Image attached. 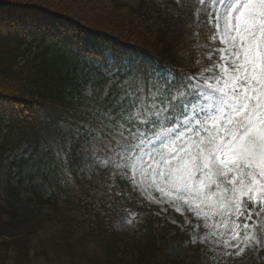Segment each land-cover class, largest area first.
<instances>
[{"label": "trees", "instance_id": "trees-1", "mask_svg": "<svg viewBox=\"0 0 264 264\" xmlns=\"http://www.w3.org/2000/svg\"><path fill=\"white\" fill-rule=\"evenodd\" d=\"M83 1L0 0V164L23 147L36 162L0 184V264H195L164 254L171 227L152 220L124 180L115 178L123 195L111 207L99 198L97 189L113 183L110 170L87 166L75 126L134 83L124 78L138 66L188 72L197 39L208 42L211 30L194 13L206 20L213 0H155L154 10L146 0H107L100 12L79 9ZM76 7L80 21L70 18ZM85 31L103 34L118 76L103 72L102 49L75 43Z\"/></svg>", "mask_w": 264, "mask_h": 264}, {"label": "snow or ice", "instance_id": "snow-or-ice-1", "mask_svg": "<svg viewBox=\"0 0 264 264\" xmlns=\"http://www.w3.org/2000/svg\"><path fill=\"white\" fill-rule=\"evenodd\" d=\"M218 3L188 72L138 66L110 104L86 109L75 134L87 166L110 170L113 183L97 189L107 206L123 195L119 177L149 202L191 214L193 245L223 240V254L239 256L264 249V0ZM194 22H207L199 9Z\"/></svg>", "mask_w": 264, "mask_h": 264}, {"label": "rangeland", "instance_id": "rangeland-1", "mask_svg": "<svg viewBox=\"0 0 264 264\" xmlns=\"http://www.w3.org/2000/svg\"><path fill=\"white\" fill-rule=\"evenodd\" d=\"M129 4H133L138 0H125ZM106 2L105 0H84L81 5H79V9H94L96 12H100V4ZM221 8L220 4L217 2L214 4L212 13L216 12L217 9ZM78 8L70 14V17L74 20L80 21L82 19V14H80ZM210 25L214 24V20H209ZM87 36L86 41H84L85 45L91 47L94 43V40L91 38V33L85 34ZM92 39V40H90ZM218 44V41L216 42ZM101 45V43H99ZM219 46V44L217 45ZM105 58L108 61H111L110 50H104ZM215 59V57H214ZM26 151L24 149L23 152H19V158L25 154ZM34 165L30 163H26L23 165L11 166V160L5 161L0 165V184L1 186L8 180L15 182L18 180V174L20 169L23 168L26 170L30 169ZM138 192V191H137ZM139 195L143 198L144 202L147 204L148 209L152 212L151 215L155 218L156 222L160 224H171L174 226L173 232L171 236L168 237L162 245L163 252L165 255H168L172 258L184 259L186 262H195V264H264V249L260 248H251L246 249L243 255H224L223 253L226 251L222 247L223 240L220 241L221 247H214L212 243L208 245L204 244H195L191 243V234L193 231V226L197 224V221L191 216V214H182V212L175 211L172 207H168L167 205H162L155 202H149L146 200L142 193L138 192ZM158 195V194H155ZM167 208L166 211L162 210ZM186 215L191 223H185ZM178 217H181L182 223L178 222ZM200 231H203L201 228ZM177 232L176 236L175 233ZM212 249V250H210ZM33 264H37L36 261H33Z\"/></svg>", "mask_w": 264, "mask_h": 264}]
</instances>
